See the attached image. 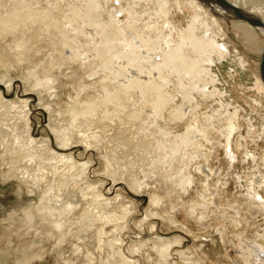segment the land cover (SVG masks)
I'll return each mask as SVG.
<instances>
[{
    "label": "bare ground",
    "instance_id": "1",
    "mask_svg": "<svg viewBox=\"0 0 264 264\" xmlns=\"http://www.w3.org/2000/svg\"><path fill=\"white\" fill-rule=\"evenodd\" d=\"M201 1L220 16L238 19L234 28L243 34L246 46L261 56L263 27L231 15L215 1ZM231 1L264 20V0ZM118 3L120 6L111 0H0V63H9L0 81H12L11 65L27 68L22 78L38 88L41 101H48L44 107L52 116L50 127L61 147L80 144L96 150L106 176L121 178L133 189H148L154 204L161 201L158 192L169 196L177 192L182 200V192L190 191L196 182L189 162L201 156L209 160L202 148L208 144L216 147L221 141H217L216 131L225 136L230 159L236 157L232 136L241 125L239 109L228 110L232 103L217 86L219 79L213 69L232 58L223 43L226 34L219 18L198 0ZM121 12L127 13L126 21L119 18ZM40 46L48 48L43 60ZM85 57L88 65L81 64ZM238 60L245 67L246 58ZM256 77L252 98L264 106L263 79ZM64 80L70 87L65 106H61L55 97ZM210 100H218L219 106L214 108L212 102L208 105L211 111L203 112ZM21 103L4 101L0 92V162L10 156L14 164L8 168L10 176L31 188L32 195L41 189L39 201L32 200L22 216L12 217L11 222L23 224L14 228L16 234L25 228L23 237L30 234L32 238L20 248L22 255L15 264L43 258L49 244L57 254L55 264H140L144 243L128 247L127 255L121 237L132 206H125L120 194L105 196L89 181L92 160L77 161L72 152L60 153L48 141L39 144L30 132L28 100ZM3 108L18 110L14 122L6 118ZM184 121L187 124L180 132L171 126ZM202 173L207 180L201 192L220 191L211 189L212 173ZM242 185L246 186L245 202L228 203L234 210L230 222L237 228L245 208L246 218L264 213V169L255 166ZM109 225L112 227L107 229ZM261 236L264 240V234ZM161 241L152 245L159 264L169 259L172 246V242ZM253 246L242 254L263 259L264 243L255 241ZM151 257L148 251L146 258L152 261Z\"/></svg>",
    "mask_w": 264,
    "mask_h": 264
},
{
    "label": "rangeland",
    "instance_id": "2",
    "mask_svg": "<svg viewBox=\"0 0 264 264\" xmlns=\"http://www.w3.org/2000/svg\"><path fill=\"white\" fill-rule=\"evenodd\" d=\"M198 1L210 14L217 16L222 22L221 26L224 34H226L223 43L229 48L232 58L229 57V60L217 63L213 69L219 79L217 86L222 91L225 90L224 92L227 93L226 99L232 103L228 110L239 109L237 114L241 125L234 131L232 136V145L236 151L234 159H230L224 148L225 136H221V132L217 131L215 133L217 141L219 139L221 141L217 143L216 147H211L208 144L202 148V152L208 155L209 160L202 156L191 159L189 162L190 170L194 173L196 182L190 191L182 192V200L177 198V192H173L170 196L167 195V192V196L164 192H158L162 198L160 202L154 204L151 201L150 194L152 192L148 189L144 191L133 189L121 178L116 179V181L110 175L106 176L104 161L96 150H88L80 144L61 147L50 127L52 116L44 107V104L48 101H41L38 88L26 84L22 78V74L28 71L27 68L18 69L11 65L12 81L8 83L0 81V92L4 101L21 105L23 99L28 100L26 107L30 109V132L39 144L48 141L50 146L60 153L72 152L77 161L92 160L88 169L89 181L98 185L105 196L115 198L120 194L119 197L122 196L121 202L125 206H132L131 218L129 223L126 224L128 226L121 230V237L127 255H130L128 247L134 244L138 246L140 242L144 243L142 245L144 257L140 259V264H159L158 253L156 254V251L152 249V245L156 242H162L161 239L166 243L172 242L169 259L163 264H264V256L263 259H260L256 254H253L254 258L242 254L248 248L254 247L255 241L264 243L263 238H261V235L264 234V213L251 216L252 218L247 217V219L246 216L249 213L245 208L242 210L241 224L237 228L230 222V216L234 215V210L228 206V203L235 200L245 202L247 192L246 186H243L242 183H244L247 174H252L255 166L260 165L264 169V106L256 103L252 98V94L254 95L256 92L254 86L257 80L256 74L259 75V79L261 77L259 69L261 56L250 49L249 46H246L243 41V34H240L239 30L234 28V22L238 19L228 15L220 16L217 12H213L208 8L213 7L206 5L201 0ZM118 2L119 0H111V4L120 6ZM119 18L126 21L128 15L126 12H121ZM262 38L264 44V36ZM40 48L42 49L40 57L43 60L48 54V48L41 46ZM240 56L245 57L247 60L245 67L242 63H239ZM0 64V76H2L6 72L9 63ZM81 64L88 65L86 57ZM96 78L99 79L100 76ZM69 87L70 85H67L65 80L60 83L58 92L60 95L55 97V100L61 102V106H65L64 98L67 97ZM93 91L90 90V92ZM206 105L217 108L219 101L210 100ZM209 106L208 108L203 107L202 111L205 110L209 113L212 108ZM54 107L59 108V105L54 103ZM2 110L7 114L6 118L12 119L10 123L16 120L13 116L14 111L17 114L18 110L12 108H3ZM232 112H235V110ZM11 116L12 118H10ZM185 123L187 124L184 121L171 126L180 132L185 128ZM2 149L1 147L0 150ZM105 151H107L106 148L103 149V153ZM9 157L5 159L6 161L0 162V264H15L18 257L22 255L21 249L29 245L32 240L31 236L29 237L30 234H24L23 237L22 232L25 228L18 233L19 236L16 234L17 229L14 230V228L23 225L21 221L14 223L11 221L13 220L12 217L22 216L23 209L31 205L32 200L39 201L41 195V189L37 190L35 195H32L29 193L31 188L21 183L17 176H10L7 171L11 167L10 165L14 164ZM203 171L212 173L213 184L211 189L219 188L220 191L201 192L203 190L202 184L207 180L202 173ZM211 177L208 179H211ZM81 180L78 181L82 182L83 180ZM262 193L264 196V190ZM191 206L195 207L193 211L190 210ZM172 218L174 221H172ZM9 222L10 227H8ZM111 227L109 225L107 229ZM239 231L243 232L242 236L238 235ZM49 245L45 247L47 250L43 251L44 257L36 258L31 264H55L57 254L51 251V244ZM33 249L37 250L38 247H33ZM148 251L152 255V261L146 258ZM69 253H71V249L68 248L67 254ZM78 264H81V262Z\"/></svg>",
    "mask_w": 264,
    "mask_h": 264
},
{
    "label": "water",
    "instance_id": "3",
    "mask_svg": "<svg viewBox=\"0 0 264 264\" xmlns=\"http://www.w3.org/2000/svg\"><path fill=\"white\" fill-rule=\"evenodd\" d=\"M212 1H215L216 3L223 5L231 15L237 18L245 19L246 21H248L253 25L261 26L264 28V20H262L256 15L246 12L243 8L239 7V5L235 4L231 0H212ZM259 69H260V75L262 79H264V49L261 54Z\"/></svg>",
    "mask_w": 264,
    "mask_h": 264
}]
</instances>
